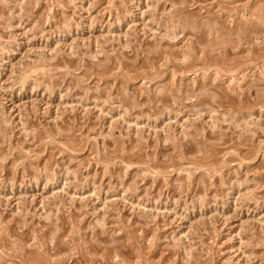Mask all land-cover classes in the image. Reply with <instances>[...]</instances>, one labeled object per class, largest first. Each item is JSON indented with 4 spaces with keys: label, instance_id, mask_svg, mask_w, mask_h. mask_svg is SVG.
<instances>
[{
    "label": "rangeland",
    "instance_id": "obj_1",
    "mask_svg": "<svg viewBox=\"0 0 264 264\" xmlns=\"http://www.w3.org/2000/svg\"><path fill=\"white\" fill-rule=\"evenodd\" d=\"M0 264H264V0H0Z\"/></svg>",
    "mask_w": 264,
    "mask_h": 264
}]
</instances>
